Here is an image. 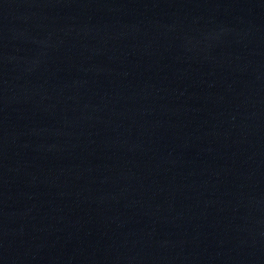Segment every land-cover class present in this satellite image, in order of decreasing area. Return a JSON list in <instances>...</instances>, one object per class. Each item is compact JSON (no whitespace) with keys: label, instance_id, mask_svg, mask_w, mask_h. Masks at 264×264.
Masks as SVG:
<instances>
[{"label":"water","instance_id":"1","mask_svg":"<svg viewBox=\"0 0 264 264\" xmlns=\"http://www.w3.org/2000/svg\"><path fill=\"white\" fill-rule=\"evenodd\" d=\"M0 264H264V0H0Z\"/></svg>","mask_w":264,"mask_h":264}]
</instances>
